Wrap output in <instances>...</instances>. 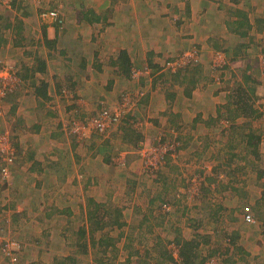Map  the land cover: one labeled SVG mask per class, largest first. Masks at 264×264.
Here are the masks:
<instances>
[{
    "label": "crops",
    "instance_id": "1",
    "mask_svg": "<svg viewBox=\"0 0 264 264\" xmlns=\"http://www.w3.org/2000/svg\"><path fill=\"white\" fill-rule=\"evenodd\" d=\"M50 8H59L63 19L62 24L49 25L43 23L40 12ZM240 10L248 14L247 22L251 25L250 27L239 26L240 17L237 13ZM224 15H228V18L224 21L222 27L221 23L218 25L217 22ZM44 33L47 35V40ZM258 39L259 41L264 39V0H125L124 2L122 0H13L11 7H0V61L15 64L22 70L30 68V74H33L27 79V85L25 84V86L17 89V93L20 90H26L31 101L38 99L43 105L40 101L41 98H37L34 93V84L39 85L43 81L47 82L49 96L58 99V88L60 89L65 86V83L70 82L78 89L76 91L78 97L84 95L83 92L85 91V94L91 95L102 92L105 98H108L109 93L102 90L103 80L104 78L108 79L105 82L106 86H108L110 80H112L111 84L115 86L121 82L120 79L123 76L120 74L118 67H115L113 61L117 58L120 50H126L132 60V67H146L147 70L145 71L149 73L150 84L146 88L148 91L146 103L149 108L148 114L152 112L155 117L152 122L156 126H154L155 129L151 127V131H143L142 134L148 137L153 131L160 129L161 126L171 131L169 133L172 134L173 132L176 137L179 133L182 135L184 131V134L187 135V145L179 152L182 157L186 156V159L190 161L192 158H196L195 156L200 155L203 150L202 140L206 137L208 147L204 146V149L206 154H209V157L212 158L208 163H213L215 170L218 169L220 162L217 163L214 158L221 151V148H217L216 143H214L215 138L212 135V130H217V128L213 125L219 122L221 118L219 113L224 112L225 105L221 102L225 101L226 98L228 99L232 93H234L232 97L236 95L231 88L224 95L223 91L225 90L222 86L213 83L214 75L221 71L217 70L215 72L212 70L211 60L213 58H210V56H213L214 50L225 49V54L235 59H230V62L238 61L241 57L237 58V52L243 51L244 53L251 46L253 47ZM193 47L201 50V61L197 65L183 70V72L180 71L176 75L174 74L175 76L170 75L168 77L163 74L165 71L164 64L168 60ZM165 54L169 56L163 62ZM74 56L77 60L75 66H73V63L70 64V58ZM65 57L68 59H64ZM38 59L46 62V68L43 72L35 71ZM225 67L222 73L224 77L228 75L230 69H233L229 64ZM249 67L250 64L246 65L247 69ZM247 69L248 74L245 79L249 80L252 74ZM242 78L244 79V76ZM160 81H166V84L170 86L159 87ZM238 81L236 84H241L240 87H248L241 79ZM215 85L219 89L213 88ZM23 98L25 99L24 95L20 93L19 101H22ZM97 100H91L90 103L82 101L89 104V107L91 106L89 109L93 111L95 105L93 108L92 104ZM78 102L80 103V100ZM31 111L25 105L24 119L26 117L30 118ZM35 123H37L34 124L35 133L39 131V138L34 142V145H30L28 152H18L16 162L12 167L14 177L11 182L15 180V183L21 184L24 192L27 185L31 187L29 182L32 179L35 180L33 185L38 190H42L45 186L51 188L50 181L53 183L56 174L53 168L60 165V162L56 160L57 157L52 158L50 155L42 153L47 148H42L41 142L50 141L52 138L49 139L43 136L46 135L43 131L46 128L45 122L36 121ZM161 123L163 124L161 125ZM254 123V121H251L252 127L255 126ZM149 127L147 122L145 130ZM176 127L180 130L178 135L174 131ZM187 128L191 132L186 133ZM200 129H205L203 134L198 133ZM159 131L161 130H158V133ZM245 131H249V128ZM114 134L102 136V140L114 147L111 145ZM161 135L166 136L167 133L164 132ZM222 135L225 139H228L229 144L237 145L238 139ZM145 143H147L146 136L139 145ZM242 145H245V142ZM94 146L99 151L101 144H93L92 142L90 149ZM89 150L84 153V156H78V161L82 163V168H77L75 172V175L79 174L78 177L83 176V178H86V176L98 175L99 171L95 167V163L101 165L103 169L105 164L111 166H113L112 163L117 164V161L112 162L115 159L110 156L111 154H105L102 158H99V156L91 158L88 154ZM229 151L236 155L231 161V166L235 167V162L240 154H235L234 149ZM123 154L124 158L121 157L120 160L125 162L128 153ZM228 155L230 153L226 154V160H228ZM244 155L248 156L252 162H257L253 157L247 155V152H244ZM131 157L133 159L126 158L125 170H129L128 174L133 177L134 174H137L134 172L137 169L135 165L137 166V163L140 162L136 160L135 155ZM99 159L102 162L100 164ZM134 160H136V163ZM165 168L161 173L169 175V171L166 172ZM65 170L66 173L71 172L68 168H65ZM120 177L125 178L124 175ZM224 177L226 180L227 177L225 175ZM73 181V183H76V178ZM1 183L0 221L3 218L11 221L14 216V218H17V216L25 214L21 203L16 205L13 202L11 203L15 200L20 202L24 197V193L21 190L12 189L10 184H4L2 181ZM86 183L85 181L84 187L81 189L90 192L89 199L101 203L103 198L100 197L102 195L100 190L96 191L95 186L94 190L92 186L87 188ZM232 186L235 187L234 184ZM232 186H230V189L235 190L232 198L236 196V202L239 203L240 198L236 192L238 189L231 188ZM245 188L248 190L244 194L248 198L250 196L252 202L255 188L251 184L246 185ZM114 189L116 190V187ZM160 189L163 191V187H160ZM178 189L182 191L183 188L178 187ZM11 191L14 196H11ZM162 191L146 187L144 189L140 187L139 191L138 182L133 180V184H125L119 187L113 195L118 196L117 199L113 198L117 203L113 207L122 210V220L124 222V225L119 229V235L114 237L117 240L126 239L128 242V237L133 241L136 240L135 237L138 233L147 235L148 243L143 245L146 247L145 251L142 252V249H139L142 256L144 255L142 258L146 254L153 257L150 264L165 261V256L169 254V242L177 239H192L200 233L208 238L207 244L203 243L201 249L205 246V248L211 250V255L225 251L228 252V255L230 254L227 259L232 257L238 260L239 257L245 255V253L247 254V251L250 250L247 244L248 237H245L238 229L232 235L237 238L235 243H230V246L225 244L227 246L222 250L218 234H211L210 230L204 227L207 221L202 212L200 213L201 208L199 207V204L203 201L195 203V208L199 207L196 209L199 211L196 213V218L192 220L195 224H192V221H186L188 217L182 215L171 217L169 215L168 219H170L171 224L166 226L168 220L165 216L167 215L163 214L157 205V198ZM260 191L261 195L255 198V202L263 200V188ZM70 193L69 197L72 196V190H70ZM17 196L18 199H16ZM37 199H41L40 194L37 195ZM232 206L235 207L233 204ZM175 211L178 212V209ZM155 219L156 222L154 223ZM86 221L88 220L86 219ZM161 225L164 230H167V233L163 231ZM10 228L11 230L13 228L22 229L19 225H15L13 228L10 225ZM19 236H22V234H19ZM130 258L134 257L131 255Z\"/></svg>",
    "mask_w": 264,
    "mask_h": 264
},
{
    "label": "rangeland",
    "instance_id": "2",
    "mask_svg": "<svg viewBox=\"0 0 264 264\" xmlns=\"http://www.w3.org/2000/svg\"><path fill=\"white\" fill-rule=\"evenodd\" d=\"M122 1L124 2L125 0ZM227 18L228 15L221 16L218 19V25L221 23V26L223 27L224 21L227 20ZM258 41L259 39L255 41L256 43L253 47L251 46L248 50L244 51V53L243 51L237 52V58L241 57L238 61L230 62V59H235L232 56L226 55L225 66L229 64V66H232L233 68L229 70L226 77L222 74L225 69L214 75L215 80L213 83L218 86H222L225 90L223 91L224 95L225 92H229V88H231L236 95L232 97L234 94L232 93L228 99L224 98L225 101L221 102L220 100L221 104L225 105L223 108V111L225 112L223 118H225L226 121L221 119L217 124L213 125L217 128V130H212V135L215 138L214 143H216L217 148H221L220 150L222 151H219L216 154L214 160L217 163L220 162L219 164H222L221 162H223L222 167L215 171L214 164L208 163V161L212 158L209 157V154H206L204 149V145L208 142L206 137L202 140L203 150L200 152V155L195 156L196 158H192L190 161L186 159V156L182 157V155H180L179 151L187 145V135L184 134V131L182 132V135H180L178 127L174 129L177 135L179 133L178 137H176L173 132L172 134L169 133L171 131L162 128L161 126L160 129H156L148 137L147 135H143L146 136L147 143L143 145H139V143V147H137L138 145L136 146L131 143H125L123 139L118 136L119 134L117 135V131L114 132V140L111 143L114 147L105 143L102 138L106 135H104V133H98L93 127H84L86 132L85 134H88V136L83 134L79 124L84 122L82 119L86 120L96 112V109L99 108L97 105L99 100L105 101L108 104L107 109L109 111H113L115 108L122 105L120 101L122 94L129 92L139 93L140 101H142L140 106H138V108L135 109L131 115L133 116L131 124H133V126L136 125L139 128L141 127L140 132L147 130L151 131V127L155 129L154 126L156 125L152 122L155 117L152 112L148 114L149 108L146 103L148 95L146 88L150 84L149 73L144 72L145 69H143L144 67L142 66L132 67L133 74L131 72V76H123V78L120 79L121 82H119L117 86L114 84H108V86H106L105 82L108 81V79L104 78L102 90L109 93L110 96L108 98H105V95L102 92L91 95L85 94L84 91V95H80V98H83L82 100L85 102L90 103L91 100L98 99L92 104V107L95 105V108L93 107V111L92 109H89L91 108V106L89 107V104L72 105L69 101L63 98L62 95H60L59 88V98L56 99L55 97H49L48 99H40L43 105L38 101V99L31 101V98H28L29 93L26 92V90H20L18 93L16 91L8 92L6 96H3L0 93V134L9 133V137L17 151L22 153L23 151L28 152L30 145H34V142H36L37 138H39V131H36L35 133L34 124H37L35 123L36 121H43L45 122L46 127L43 130L46 135L43 136H46L49 139L51 137L52 139H50V141L45 140L41 142V146H43L42 148H47V150H40L42 153H46L52 158L57 157L58 159L56 160L60 162V165L53 168L56 171V174L53 178V183L50 181V185L52 187L49 188L45 186L42 190H38L33 185L35 180L32 179L29 182L31 187L27 185L26 191L24 192V188L21 187V184L15 183V180L11 182L14 177L12 168L7 181L3 175L0 174V180L4 184H10L12 189L21 190V192L24 193V197L20 200V202L15 200L11 201V203L13 202L14 205L21 203V207L25 212V214L17 216V218H14V216L11 218V221H7V218H3V220L0 221V264H56V262H53L55 259L60 260L69 255L73 257L75 256L74 258L76 261L75 263L70 262L68 264H96L102 255L99 253L98 246H94L91 242L89 225L86 227V230L88 231L86 232L85 239H82L81 241L78 234V231L81 230L83 226L89 224L86 219L88 214V196L90 195V192H86L81 188L84 187L85 181L87 182V188L92 186L94 190L95 186V190H100V193L102 194L100 196L103 198L101 200V204L104 205L102 208L106 211H112L114 208L113 205H117L114 199H117L118 196H113L115 192L118 191L119 187H122L125 184H133V180L138 182L139 191L140 187L141 189H144V187L155 188L160 191H162L160 187H163V191L160 192V196L157 198V205L158 208L161 209L162 213L167 215L165 216L168 220L166 226L171 224L170 219H168L169 215L171 217L179 215L188 217L186 221L189 222L194 220L196 218V213L199 212L196 209L200 207V213L202 212L207 221V223L204 224V227L208 228L211 234H218V240L222 246V250L225 249V246L231 245L227 240L230 239L236 229L244 234L245 237H248L247 244L250 250L247 251V254L245 253V255L239 257L238 260L235 259L236 261H232V257L229 259L224 257V255L228 252L223 251L220 255H218V253L211 255V250L203 246L201 249L202 254H207V258L208 256H211L209 260L224 259L222 264H264V227H262V224H264V199L262 201L260 200V202L254 201L257 196L261 195L260 190L262 188L264 193V178H258L260 171L264 170V82L262 81V61L260 59L261 53H264V39H260V41ZM217 50L224 52L225 49ZM217 50H214L213 52ZM168 56V54H165L162 61L164 62ZM211 57L212 56H210V58ZM64 59L68 58L65 57ZM249 64L250 67L247 69L246 65ZM233 65L235 66L233 67ZM246 69L251 72L250 74H252V76L250 75L249 80L245 79L248 74ZM167 76L169 77L168 74ZM242 76H244V79ZM218 77L219 79H217ZM239 79L244 81L245 85L251 87L255 86L257 89V95L255 97L253 96V102L259 115L252 121L255 122V126L253 128H255V132L261 136L262 142L259 147L260 157H255L254 154L247 152L246 144L242 145L239 142V145H236L238 147L234 149L235 154H240L238 160L235 162L238 169L232 172L228 167V160H226V154H228L227 151L231 149L228 146L232 144L228 143V140L224 138L221 131L222 126L224 127L226 123L228 124L227 126H229L232 122L236 125L246 124L247 122V119L241 116L231 118V116H233V112L227 111L229 102H235L240 88L241 90L243 89L242 86H239L241 84H236V82H239ZM217 85L213 86V88L219 89ZM65 86L71 87L76 91L78 90L76 86L70 82L65 83ZM65 86H62V88ZM164 86L167 87L170 85H167L166 81H160L159 87ZM20 93H22L25 97L22 101H19ZM25 105L32 110L30 118L26 117L28 121L23 117ZM35 105L37 107H34ZM87 122L88 121H85L84 123L88 126L89 122ZM147 122L150 127L145 130ZM162 124L163 123H161V125ZM202 127L206 128L205 126ZM77 128H79V131ZM246 129L248 128H240L239 133L236 129L235 132H237L240 136V134L242 132L244 133ZM158 130L161 131L158 133ZM204 131L205 129H200L198 133L203 134ZM164 132L167 133L166 136L161 135ZM189 132L191 131L187 128L186 133ZM51 134L53 135L50 136ZM92 142L93 144H101L99 151L96 150L95 146L90 149ZM195 146H193V148H195ZM142 147L145 150L158 147H164L162 150L172 148V151L178 147H181V149L177 150L179 153L178 156L175 157L177 159L176 162H174L173 159L166 160L170 163L171 169L168 168L169 175H165V173H161L163 169H161V171L160 169L155 171L153 168L147 167L146 159L148 154L145 153V150L142 152ZM226 148L230 149L226 151ZM88 150V154L91 158L95 156L102 158L105 154H111L110 156H113L115 159L112 160V162L117 161V164L114 165L112 163L113 166L105 164L103 169L101 165L95 163V167L99 171L98 175L86 176V178H83V176L78 177L77 175L79 174L75 175V172L77 168H82V163L78 161V156H84V153ZM172 151L166 155L171 154ZM244 152H247V155L253 157L257 162H252L248 156L244 155ZM123 153H128L127 157L130 159H133L131 156L135 155L136 160H139L140 162L137 163L138 167L135 165V168L137 169L134 172L137 174H134L133 177L128 174L129 170H125L127 157L125 158V162L120 160L121 157L124 158ZM230 156L231 155H228V159ZM234 157H236V155ZM136 160H134L135 163ZM100 163L102 162L99 159V164ZM65 168H68L71 172L66 173L67 171ZM200 174L205 176V181L202 186V196H199L200 194H198L193 187H191V179L193 176ZM121 175H124L126 180L125 178L120 177ZM224 175L227 177V181L225 180ZM74 178L77 180L76 183H73ZM27 179L29 178L27 177ZM1 181L0 184L2 185ZM228 181L229 183H227ZM233 184L238 189L236 192L240 198L239 203L236 202V196L235 198H232V194H234L235 190L230 189V186ZM248 184L253 185L255 188V195H252V202L250 201V196L248 198L244 194L246 190H248L245 188ZM76 186H78L79 189L76 188ZM114 187H116V190ZM178 187L183 188L182 191L179 190ZM70 190H72L71 197H69L71 194ZM12 193L13 192L11 191V196H14ZM156 193L158 192L156 191ZM38 194H40L41 199H37ZM177 198H179L180 201ZM16 199H18V196ZM166 201L171 205V210L164 212L161 206L162 203ZM201 201H203V203L199 204V207L195 208V203ZM176 202L177 204H175ZM232 204L235 205V207H233ZM236 204H238L237 207ZM177 209L178 212L175 211ZM246 213H251L257 223H246L243 219V215ZM153 222L155 223L156 219ZM192 224H195V222L192 221ZM10 225L12 228L15 225H19L22 229L17 230L13 228V230H11ZM233 226H235V228H233ZM161 227L163 229L162 225ZM119 229L120 228H107L99 230L98 232H95V237L100 238L104 233H108L111 237H114L119 235ZM163 231L167 233V230L163 229ZM19 234H22V236H19ZM169 234L171 233L169 232ZM135 238L136 240L133 241L128 237V242L126 239L115 240V247H108L106 254L102 256V259L109 264H150L153 257L146 254L145 257L142 258L144 255L142 256L141 254L146 248L143 245L148 243L147 235L138 233ZM13 243L16 244L13 245ZM83 244H86L87 251H85V246ZM169 245L170 242L168 243V250H171ZM139 248L142 249V252ZM131 255L134 257L131 258L133 261L131 260L128 262V256L130 257ZM242 258H246V260L244 261ZM209 260H206V262ZM170 263H172V261H169L168 256H165V261H161L157 264Z\"/></svg>",
    "mask_w": 264,
    "mask_h": 264
},
{
    "label": "trees",
    "instance_id": "3",
    "mask_svg": "<svg viewBox=\"0 0 264 264\" xmlns=\"http://www.w3.org/2000/svg\"><path fill=\"white\" fill-rule=\"evenodd\" d=\"M12 2H13V0H12ZM50 9H54V8H50ZM237 14H238V17H240V20L238 21L239 26L240 25H242L243 27H250L251 26L247 22L248 14L246 12L243 13V11L240 10V12H238ZM44 37H45V39L47 38V35L45 33H44ZM72 49L74 50L73 47H72ZM217 51H219V50H217ZM70 52L72 53L71 50H70ZM172 59H174V58H172ZM76 61L77 60H76L75 56L70 58V64L71 65L73 63V66H75L74 64ZM36 63H37V66H36L35 71H40V72L45 71L46 62L44 60L38 59ZM113 64L115 65V67H118V69L120 70V74L122 76H127V77L131 76L132 60H131V58H130V56L126 50H120L119 51L117 58L113 61ZM191 67H193V66L185 67V68H179L176 71H172L170 69L166 70L164 68L165 71L163 72V74H165V75L168 74L169 76L170 75L175 76L180 71L183 72V70H187L188 68H191ZM143 69L147 70L146 68H143ZM144 72H146V71H144ZM17 76L22 81V83H20L18 85L19 88H21V87L25 86V84L27 85V82H26L27 79L30 78L31 76H33V74H30V68H24L23 70L18 68ZM185 80H186V78H185ZM111 83H112V80H110L109 85ZM33 89H34V93L37 96V98L48 99L50 97L48 94V83L45 81L41 82L39 85L34 84ZM61 89H62V87L60 88V90ZM15 91H17V89ZM256 91H257V89L255 86L254 87L248 86L246 88H243L242 90L240 88V91L237 95V99H235V102H229V107H228L227 111L233 112V116H231V118L241 116V117L246 118L247 122H246V124H241V125H239V124L236 125L234 122H232L229 126H227L228 124L226 123V125L224 127L222 126L221 133L224 135H228V137H230V138L238 139L237 145H239V142H240V144L245 142L247 152H250V154H254L255 157H260L259 147H260V144L262 142V138L260 135H258L254 131V128L251 126V122H248V121H252V120L256 119L259 115L258 110L254 107V102H253V100H254L253 96L255 97L257 95ZM101 101H103V100L99 101V105H100ZM141 103H142V101L138 102L139 106ZM132 113H133V111L129 112L127 119L125 117L123 119V121L117 126V128L115 130H113L111 133L105 134V135L106 136L111 135L114 132L119 131L120 133H117V135L120 134L119 136L123 139V141L125 143H131V144H134L137 146L144 139V136H143L142 132H140V129L138 127H134L133 124H131V119L133 118V116H131ZM224 113L225 112H222V113L220 112V114H219V117H221L220 120L221 119L225 120V118H223ZM240 128H242V129L249 128V131L248 132L245 131L246 133L242 132L239 136L238 133H239ZM236 129L238 130V133L235 132ZM204 146L206 148L208 147L206 144ZM137 147H139V145ZM228 147H230L231 149H236L238 146H236V144H232ZM180 148L181 147L175 148V152L178 153L177 150H180ZM227 150L228 149L226 148V151ZM227 153L228 154L230 153V155H232L231 156L232 159L231 158L228 159V162H227V163H229L228 167L230 168V171H232V172L236 171L238 169V166L237 165L235 167L231 166V161L233 160L235 155L232 154L230 151H227ZM17 155H18V151H17ZM169 156H167V155L164 156L165 162H164L163 166L160 168V171L164 167H166L165 168L166 172L169 171L168 168H170V163H167V161H166L167 159H169V160L173 159L174 161L177 160L176 158H174L172 156V154H169ZM221 163L223 164V162H221ZM222 164H219L218 168L222 167ZM0 165H1V162H0ZM214 171H215V168H214ZM263 177H264V170L260 171V173L258 174V178L262 179ZM204 181L201 184V189H202V186L204 184ZM231 188L237 189L234 186H232ZM262 198L264 199V194H263ZM164 203H168V202L166 201ZM164 203H162V206ZM87 205H88L87 220H88L89 224H86V226H83V228L78 231L79 238L81 241H82V239H85L86 232L88 231V230H86V227H87V225H89V232H91V242L94 246H98L99 253L103 256L104 254H106L108 247H110V246L112 248L115 247L114 242L117 239L114 237H111L110 234H108V233H104L100 238H96L95 232H98L99 230H104L107 228H109V229L121 228L124 225V222L122 220L123 213H122V210L118 207L113 208L112 211L111 210L106 211L105 209L102 208V206H104L103 204L97 203V202L93 201L91 198L88 200ZM162 206H161V208H162ZM255 222H256V220H255ZM262 227H264V224H262ZM230 238H231L230 242L235 243L237 238L235 236H231ZM171 242H175V243L177 242L176 244L180 246L179 256H180V263L181 264H205L206 260H209V258L211 257V256H208V258H207V254H202V252H201V245L203 243L207 244V242H208L207 236L203 235L201 233L192 239H177L176 241H171ZM83 245L85 246V251H87L86 244H83ZM238 248H240V247H238ZM168 251H169V254L167 256H168L169 261H174L172 250L169 249ZM220 254H218V255H220ZM102 256L97 261L96 264H109L108 262L104 261V259H102ZM229 256H230V254L228 255V253H226V255H224V257H226V258H228ZM74 257L69 255L66 258H63L60 260L55 259V261H53V262H56V264H68L70 262L75 263L76 260ZM232 259H233L232 261H236L234 258H232ZM242 259L244 261L246 260V258H242ZM219 260L222 263L224 259L223 260L219 259ZM130 261H131V258L128 257V262H130Z\"/></svg>",
    "mask_w": 264,
    "mask_h": 264
},
{
    "label": "built area",
    "instance_id": "4",
    "mask_svg": "<svg viewBox=\"0 0 264 264\" xmlns=\"http://www.w3.org/2000/svg\"><path fill=\"white\" fill-rule=\"evenodd\" d=\"M12 0H0V7H11ZM40 18L44 24L55 25V24H62V14L58 8L54 9H44L40 12ZM211 60V68L213 71L220 70V68H224L226 64V54L223 51H215L213 53ZM260 59L262 61V81L264 82V53L260 55ZM201 61V50L200 48L193 47L185 52L174 57V59H170L165 63L166 70L176 71L179 68H185L197 65ZM18 67L15 64H11L8 62L0 61V93L3 96H6L8 92H13L19 88V84L22 83L21 79L17 76ZM133 74V71H132ZM219 79V77L217 78ZM63 95L73 100L72 103L75 102V97L73 98L72 92L68 89H63ZM121 106L115 108L113 111H109L107 109L108 104L105 101H101L99 108L96 109V113L91 115L88 119H82V121H88V126L86 123L82 122L79 124L80 129L85 134V128H95L98 133L109 134L113 130L117 128L120 122L127 116L129 112L134 111L138 108L140 101V95L137 92H129L124 93L121 96ZM78 102V101H77ZM77 105H84L83 102L81 104L76 103ZM93 124V125H92ZM138 127V126H134ZM139 128V127H138ZM79 131V128H77ZM141 129V127L139 128ZM9 133H2L0 134V174L8 180L10 176V171L12 165L16 162L17 159V149L12 143ZM82 137V136H81ZM161 144V143H159ZM164 147L158 148H151V149H144L142 147V152L145 150L148 157L146 159V165L148 168H153L155 171H158L164 164V156L168 154L169 151H172V148H167L166 150H162ZM172 156L175 158L178 154L175 152V149L172 151ZM153 171V170H152ZM195 175L191 179L193 189L200 194L201 196V184L205 180V176ZM162 210L167 212L171 210V205L169 203H164L162 206ZM244 220L246 222L254 223L255 219L252 214L247 213L244 214ZM230 242V240L228 239ZM16 243H13V245ZM169 247L172 250L174 261L170 264H181L180 263V256H179V249L180 246L177 245L175 242H171ZM206 264H222L219 259H212L206 262Z\"/></svg>",
    "mask_w": 264,
    "mask_h": 264
},
{
    "label": "clouds",
    "instance_id": "5",
    "mask_svg": "<svg viewBox=\"0 0 264 264\" xmlns=\"http://www.w3.org/2000/svg\"><path fill=\"white\" fill-rule=\"evenodd\" d=\"M59 9V8H58ZM164 68H165V64H164ZM226 67L224 66V68L223 69H225ZM222 69V70H223ZM219 71H221V70H219ZM215 80V79H214ZM219 82V81H218ZM63 89H68V90H70V92H72V94H73V98L75 97V102L74 103H72V101L73 100H71V99H68V98H66L64 95H63ZM60 95H62V97L63 98H65L67 101H69L72 105L73 104H75V105H77L76 103H78L77 101H79L80 100V103L79 104H81V102H83L84 104H85V102L84 101H82V99L81 98H79L78 96H77V93H76V90L75 89H72L71 87H68V86H65V87H63L61 90H60ZM201 196H202V189H201ZM165 212V211H164ZM229 240H231V238L229 239ZM228 241V240H227ZM229 242V241H228ZM229 243H231V242H229Z\"/></svg>",
    "mask_w": 264,
    "mask_h": 264
}]
</instances>
